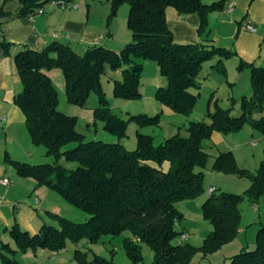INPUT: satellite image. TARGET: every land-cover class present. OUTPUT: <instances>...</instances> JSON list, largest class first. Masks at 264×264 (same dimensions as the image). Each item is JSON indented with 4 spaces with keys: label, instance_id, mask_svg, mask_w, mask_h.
I'll use <instances>...</instances> for the list:
<instances>
[{
    "label": "trees",
    "instance_id": "16d2710c",
    "mask_svg": "<svg viewBox=\"0 0 264 264\" xmlns=\"http://www.w3.org/2000/svg\"><path fill=\"white\" fill-rule=\"evenodd\" d=\"M17 2L20 15H32L50 2L72 3L73 0H0ZM127 4V28L131 41L120 52L102 46L89 47L83 55L71 47L54 42L41 51L24 48L14 56V66L22 91L14 97V105L24 115L31 142L43 146L46 155L54 158L53 164L30 165L10 159L9 164L21 178L32 179L37 186H45L60 194L67 202L82 209L90 218L85 223L58 219V227L43 225L35 235L22 231L14 224L9 235L16 249L0 243V264H19L17 252L47 249L61 250L66 240L75 246L82 241L96 244L103 238H116L122 232L130 237L123 239V247L129 264L143 261L140 243L152 250L154 264H192L201 255L207 258L231 243L238 236L242 216L239 211L241 196L233 194H208L202 204V216L213 226L199 247L189 243L177 245L181 233L176 231L183 215L178 204L192 200L204 192L203 172L208 153L204 144L214 132L228 134L249 125L264 136V67L240 60L237 70H250L252 97L242 99V116H230V109H222L214 102V111L208 112L210 123L190 121L187 136L176 134L154 145L153 138L137 134V149L127 151L120 144L86 142L76 130V118L58 111V93L48 75L54 69L61 70L65 92L70 104L85 106L91 94L104 100L101 78L108 67L121 70L122 80L114 82V95L123 100L140 98L139 86L143 62L153 61L165 79L155 98L174 113L190 116L199 93L197 82L203 63L217 58L215 71L226 76L224 62L235 55L231 49L206 43H177L169 29L167 9L172 8L180 17L197 14L198 34L206 33L208 15L223 11L225 1L206 5L202 0H110L108 22L118 9ZM10 44L0 42V53L9 56ZM212 98L209 100L211 102ZM95 110V117L104 122V130L125 135L130 121L138 126H158L159 117L131 116L126 122L111 113L103 104ZM76 144L72 149H64ZM264 155V154H263ZM78 163L75 170H67L58 160ZM168 164L167 170L162 166ZM211 170L225 176L247 177L251 184L246 195L252 203L264 199V157L257 174H249L237 167L231 152L220 153ZM74 259L79 264H115L94 256L88 262L85 253L75 250ZM228 264H264V227L257 230L255 249H242L229 258Z\"/></svg>",
    "mask_w": 264,
    "mask_h": 264
},
{
    "label": "rangeland",
    "instance_id": "374dc122",
    "mask_svg": "<svg viewBox=\"0 0 264 264\" xmlns=\"http://www.w3.org/2000/svg\"><path fill=\"white\" fill-rule=\"evenodd\" d=\"M122 6L126 7L129 11L127 4ZM169 13L173 14L175 11L172 8H168L167 14ZM206 42L207 41H201V43ZM212 43L216 46H220L216 41ZM229 46L230 45L226 48L229 49ZM216 62L217 58H214L203 63V69L197 80L199 89L191 90L194 94L199 93V98L190 116L174 113L168 107L162 106L155 98L156 91L160 87H165L166 81L160 75L159 68L153 61L146 60L143 62V71L139 86L140 98L136 100H123L115 97L114 82L122 80V73L120 72L117 74L116 71H112L108 67L106 68V73L101 78L104 100H100L96 94H91L83 107L70 104L67 101L65 81L61 70L54 69L50 71L48 75L51 77L58 93V111L76 118V130L84 136L86 142L96 141L108 144H120L127 151L132 152L137 149V134L151 136L154 145L158 146L163 143L164 140L176 134L187 136V128L190 121H204L209 124L211 121L207 114L209 111H214V102L222 109H230L231 117L238 118L242 116L241 106L243 97H245L246 100L252 97L250 70L246 69L243 70V72L237 73L236 67L239 61L237 56H233L223 61L226 74V76H223L221 73L215 71L213 66ZM211 98L212 100L209 103ZM103 104L110 108L111 113L126 122L129 121L131 116H158L159 124L158 126L140 127L135 122L129 121L125 135L118 136L112 134L104 130V122L95 117L94 109L103 106ZM262 116H264V114H255L254 118L259 119ZM23 127L26 131L25 124ZM2 128L3 127H0V136H4L1 134ZM28 135L29 134H27L29 139L27 140V149L25 148L23 152H21L22 156H26L30 159L27 163L30 165L53 164L55 162L54 158L46 155V149L43 146L34 145ZM5 142L6 140L4 142L0 140V173H2L4 169H9L12 175L18 176L15 169H13L6 159V155H4L7 149V147L4 146ZM75 146L76 144H69L64 149H72ZM204 149L209 155L207 166L203 169H196V171L203 172L202 187L204 192L196 198L184 202L181 210L183 217L180 225L175 227L176 231L178 233H183L181 232L183 227L190 235L196 234L200 238L202 236L206 238V236L213 231V226L208 221L204 220L201 209L202 204L209 197L208 188L212 186L215 189V192L213 191L214 196L226 193L242 197L239 204V211L242 216V227L240 230L242 233L241 240L250 243V233H252L258 223H261V227H263L262 224H264V220H260L262 213L264 218V199H260L257 203H252L246 195V191L251 184L249 178L246 176H225L221 173L212 171L211 165L214 158L220 153L231 152L239 169L245 170L252 175L257 174L264 157V136L254 131L249 125H245L239 131L228 134L215 132L210 140L205 142ZM8 150L13 152V147L9 146ZM29 155H31V158ZM23 160L24 159H21L19 162H26ZM58 164L67 170H75L79 166L78 163L68 162L63 157L58 160ZM34 185V192L31 191L25 194L20 201L18 200V203H14L15 207L22 209H27L26 207L29 208L22 213V216L19 215L17 217V222H20V224L16 223L22 231H27L30 235H35L43 225L58 227V219H65L81 224L85 223L90 218L86 212L67 202L57 192L45 186H37L36 182ZM20 194L24 193L22 192ZM254 207H256V209H254ZM29 211L30 213H34V220L30 218ZM252 223L254 224L249 225ZM29 224L31 225L30 227ZM11 228L12 227H9L4 230L3 227H0V243H10V245L16 249L14 245L15 242L9 235ZM244 230L245 232H243ZM128 237H130V234L125 231L113 239L103 238L96 244H88V242L82 241L78 246L81 247L83 252H86L88 262L96 255L108 261L111 260L116 264H129L130 260L123 247V239ZM189 244L191 243L189 242ZM194 244H197V246L202 245L201 241ZM78 246H75L72 241L66 240L61 250H28L24 253L17 252L15 258L19 264H79L74 259V250ZM140 247L143 261L139 264H154V254L149 246L140 243ZM246 248L247 250L255 249V242H251V245ZM241 251L242 249H239L233 254H238ZM228 263L229 259H225L224 261L221 259V261L214 262L212 261V256L203 259L201 255H199L194 259L192 264Z\"/></svg>",
    "mask_w": 264,
    "mask_h": 264
},
{
    "label": "crops",
    "instance_id": "0c3cea01",
    "mask_svg": "<svg viewBox=\"0 0 264 264\" xmlns=\"http://www.w3.org/2000/svg\"><path fill=\"white\" fill-rule=\"evenodd\" d=\"M219 1L221 0H202L206 5ZM224 1L225 8L233 2V10L231 13L225 12V9L210 13L207 31L202 35H199L197 31L199 26L197 14L186 17H180L176 12L167 14L169 29L175 42L183 44L216 41L220 47L226 48L230 45L229 49L235 52L234 56H237L239 62L242 60L258 67H264V0ZM72 3L76 5V8L62 9L46 5L43 15L22 16L20 15L21 6L17 2H0V42L4 41L10 44L9 56L5 57L0 53V127H3L1 134L4 135L0 136V140L3 142L6 140L5 145L3 144L7 147L4 155L12 160L24 159L23 161H26L24 163L30 161L21 154L23 149H27V140H29L27 134L29 133L27 128L25 131L23 127L25 124L23 113L14 105V97L22 89L14 66V56L24 48L41 51L54 42L67 45L80 55H83L92 46H102L120 52L131 41V32L127 28L128 9L126 7L122 6L118 9L113 20L108 22L111 9L110 0H73ZM249 24L256 29L255 32L247 30L246 26ZM116 72L119 74L121 70ZM239 72H243V70H237V73ZM9 146L13 147V152L8 150ZM29 157L31 158V155ZM168 167V164L163 165L164 170H167ZM2 179L9 181L8 185L0 184V227L6 230L14 224H20L17 222V217L22 216V213L29 208L15 207L14 203H18V200L20 201L25 194L34 192L35 182L28 178L12 175L9 169H4L0 173V180ZM22 192L24 194H20ZM183 204L184 202L178 204L180 212ZM29 214L30 218L34 220V213L29 211ZM260 220H264L263 213ZM262 225L264 227V224ZM260 227L261 223H258L250 233V243L241 240L242 233L240 231L234 241L211 255L212 261L229 259L235 251L251 245V242H255L257 230ZM181 232L188 236L186 243L190 242L196 247L199 246L194 243L201 241L203 244L204 236L200 238L196 234L190 235L183 227ZM6 244L10 245V243ZM10 247L12 246L10 245ZM75 250L86 254L80 246Z\"/></svg>",
    "mask_w": 264,
    "mask_h": 264
},
{
    "label": "built area",
    "instance_id": "2783aa9c",
    "mask_svg": "<svg viewBox=\"0 0 264 264\" xmlns=\"http://www.w3.org/2000/svg\"><path fill=\"white\" fill-rule=\"evenodd\" d=\"M47 5L53 6V7H59V8H62V9H66L67 7L76 8L75 4L66 3V2H60V3L50 2ZM233 5H234L233 2L229 3V5L225 8V12L231 13V11L233 10ZM43 14H44V7H41L39 9H37V11L35 13H33V15H43ZM246 28L250 32H255L256 31V29L251 24L247 25ZM0 184L8 185L9 181L7 179H2V180H0ZM214 190L215 189L213 187L209 188L208 193L211 194V193H213ZM187 240H188L187 234L181 233L179 235V237L176 239L175 242H176L177 245H183V244H185L187 242Z\"/></svg>",
    "mask_w": 264,
    "mask_h": 264
}]
</instances>
